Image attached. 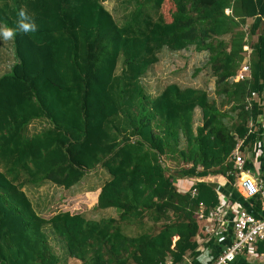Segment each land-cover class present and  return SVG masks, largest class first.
Returning <instances> with one entry per match:
<instances>
[{
  "label": "trees",
  "instance_id": "obj_1",
  "mask_svg": "<svg viewBox=\"0 0 264 264\" xmlns=\"http://www.w3.org/2000/svg\"><path fill=\"white\" fill-rule=\"evenodd\" d=\"M104 1L0 0V27L15 28L21 8L38 25L12 40L0 75V264H58L46 230L77 264H183L199 205L218 204L211 185L189 178L232 185L233 150L255 140L264 0H125L119 24ZM163 48L204 52L212 96L176 84L149 95L141 79ZM244 62L248 77L232 81ZM33 121L44 127L27 134ZM97 171L107 178L93 210L115 218H43L22 190H69Z\"/></svg>",
  "mask_w": 264,
  "mask_h": 264
},
{
  "label": "crops",
  "instance_id": "obj_2",
  "mask_svg": "<svg viewBox=\"0 0 264 264\" xmlns=\"http://www.w3.org/2000/svg\"><path fill=\"white\" fill-rule=\"evenodd\" d=\"M192 54H204L195 53L190 48L186 50L180 51H169L165 48L161 49V51L156 55L157 62L153 64L149 71L153 70H160L162 65L167 62L169 67L172 63H179V60L184 61L185 59L189 60L190 55ZM184 65V63H182ZM182 65V66H183ZM119 66H117V70ZM175 70V69H172ZM146 73V74H147ZM173 78H176V73L172 72ZM145 77V76H144ZM143 79V78H142ZM142 84V83H141ZM168 84H176L179 87H190V86H182V82L179 79H172L171 82ZM166 85L162 86V88L155 90L154 94L147 92L152 97L157 94L161 89H163ZM195 88H201L198 86H191ZM204 89V88H202ZM213 91V90H212ZM257 104L261 108V114L257 117L255 125L253 127L256 137L253 142L248 144L247 146H241L238 142L236 148L240 153L241 158L244 161V170L242 173L235 172L233 174V183L229 185L226 179L217 174H208L204 178H189L190 182H204L206 184L211 185L215 192L218 199V204L215 208L220 207V210L225 216L227 224H225V232L221 236H208L204 232V227L211 226V222L208 220H198V232L194 238L196 243V249L194 256H187L185 262L183 264H202L200 257L204 256L206 258L207 264H210L214 261V259L221 253L223 249L229 244L231 240V229H230V222L232 219L237 216L240 211H244L249 213L250 215L256 218H263V213L261 212V205L259 197L253 194L252 196L244 195V193L240 190V184L243 181H247L249 184H254V180L259 178L262 181L263 188H264V92L260 97H256L255 99ZM196 124L200 125V119L198 114L196 115ZM170 164L169 162H166ZM106 175L103 174L102 182L106 180ZM101 182V183H102ZM101 183L97 186L88 187L84 192L85 195H93L94 200L89 198L92 206L88 212H93L95 216L91 217L90 219H101V218H115L116 211L114 209H105V210H93L94 205L96 203V198L99 192V187ZM53 186L50 184H44L43 187ZM42 187V186H41ZM54 187V186H53ZM93 189L90 191L89 189ZM55 189H61L55 187ZM63 190V189H61ZM68 192L67 194L77 193L78 189L72 187L69 190H63ZM149 223H146V226ZM72 260V259H71ZM74 263V260H72ZM76 262V261H75ZM78 263V262H77ZM75 264V263H74ZM232 264H264V262H260L257 259L250 258V255L247 253H243L240 256L236 257Z\"/></svg>",
  "mask_w": 264,
  "mask_h": 264
},
{
  "label": "rangeland",
  "instance_id": "obj_3",
  "mask_svg": "<svg viewBox=\"0 0 264 264\" xmlns=\"http://www.w3.org/2000/svg\"><path fill=\"white\" fill-rule=\"evenodd\" d=\"M103 7L111 14L115 22L121 23V20L126 12L125 0H105ZM168 8L166 2L161 8L165 12ZM14 52L12 40L4 41L0 38V75L8 70L14 61ZM205 54H192L189 60H179V63H172L170 66L166 63L162 65L160 70L149 71L143 79L142 86L145 91L154 94L156 91L172 79H179L182 86H198L204 88L207 94L211 97L213 90V78L211 77L208 67L205 65ZM184 63V65L182 64ZM183 65V66H182ZM175 69V70H172ZM172 72L176 73L177 77L173 78ZM44 127L43 121H33L27 127V134L38 132ZM172 166V165H171ZM169 170H172L170 167ZM103 175L101 172H90L85 175L81 183L76 186L77 193L67 194L68 192L61 189H55L53 186L40 187L37 189L23 187L22 190L29 198L34 210L43 218H49L52 214L58 211H68L69 213H80L86 218L95 216L93 212H88L92 204L84 192L88 187L97 186L102 182ZM140 229H133L130 232H141ZM49 245L53 253L59 258L58 264H77L72 262L66 256L63 243L56 241L53 235L46 230ZM52 236V237H51Z\"/></svg>",
  "mask_w": 264,
  "mask_h": 264
},
{
  "label": "built area",
  "instance_id": "obj_4",
  "mask_svg": "<svg viewBox=\"0 0 264 264\" xmlns=\"http://www.w3.org/2000/svg\"><path fill=\"white\" fill-rule=\"evenodd\" d=\"M248 75V65L244 62L232 78V81H241L247 78ZM248 127L253 128L254 126L249 123ZM231 159L235 172L242 173L244 170V161L237 148L233 150ZM240 190L244 195L252 196L255 194L259 197L263 218H256L249 213L240 211L230 222L231 240L229 244L210 264H232L236 257L243 253L250 255L252 259L264 262V188L262 181L259 178L254 180V184L243 181L240 184ZM193 193L194 191L192 190L191 195ZM195 215L197 221L208 220L211 222V226H206L203 229L206 235L219 237L225 232V224H227V221L220 207L204 212L199 205Z\"/></svg>",
  "mask_w": 264,
  "mask_h": 264
},
{
  "label": "clouds",
  "instance_id": "obj_5",
  "mask_svg": "<svg viewBox=\"0 0 264 264\" xmlns=\"http://www.w3.org/2000/svg\"><path fill=\"white\" fill-rule=\"evenodd\" d=\"M38 31V25L34 19L27 13L26 9L21 8L16 21V27H0V38L4 41L13 40L17 35H27ZM202 264H207L204 256L200 257Z\"/></svg>",
  "mask_w": 264,
  "mask_h": 264
}]
</instances>
